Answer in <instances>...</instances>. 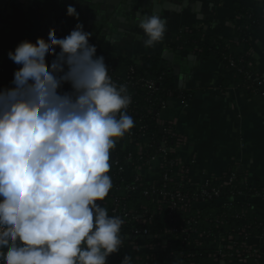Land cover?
<instances>
[{
	"label": "clouds",
	"instance_id": "clouds-1",
	"mask_svg": "<svg viewBox=\"0 0 264 264\" xmlns=\"http://www.w3.org/2000/svg\"><path fill=\"white\" fill-rule=\"evenodd\" d=\"M67 15L79 18L72 5ZM166 24L142 14L144 47L164 39ZM91 36L78 23L8 52L20 67L0 90V264H107L123 244L124 221L97 202L113 187L111 152L134 126L131 96Z\"/></svg>",
	"mask_w": 264,
	"mask_h": 264
},
{
	"label": "crops",
	"instance_id": "crops-1",
	"mask_svg": "<svg viewBox=\"0 0 264 264\" xmlns=\"http://www.w3.org/2000/svg\"><path fill=\"white\" fill-rule=\"evenodd\" d=\"M235 4L264 19V0H0L5 19L0 24V72L9 76L20 67L8 58L20 42L35 43L50 28L68 26L71 32L78 23L91 33L89 43L105 61L126 58L139 64L158 57L176 88L189 96L187 101L171 98L160 109L158 123L172 127L178 137L175 160L190 184L235 170L264 190V26L250 29L251 68L260 81L251 93L234 85L224 88L221 78L227 72L221 64L186 51L181 42V35L192 31H201L209 41L237 42ZM69 5L78 19L67 15ZM153 12L166 19L167 30L160 43L146 48L139 18ZM11 87L10 78L0 77V90ZM159 165L158 158L143 177L156 180ZM251 201L264 210L261 197Z\"/></svg>",
	"mask_w": 264,
	"mask_h": 264
},
{
	"label": "trees",
	"instance_id": "trees-1",
	"mask_svg": "<svg viewBox=\"0 0 264 264\" xmlns=\"http://www.w3.org/2000/svg\"><path fill=\"white\" fill-rule=\"evenodd\" d=\"M234 9L238 13L235 20L239 35L237 42L209 41L204 38L201 31L183 33L181 42L186 51L221 64L227 72V76L221 78L224 88L234 85L251 93L260 88V81L254 79L251 68L250 29L252 26H264V19L243 5L235 4ZM4 22L5 19L0 14V24ZM58 29L60 33L55 31L57 38H63L70 33L68 26ZM48 32L49 29L42 37L45 40L48 38ZM56 51L59 52V49ZM47 59L50 65L54 57ZM105 62L116 85L126 86L131 96L127 114L133 118L134 126L121 138V142L116 143L111 152L109 161L111 168L108 174L113 187L105 200L97 203L108 210L109 216L114 210L129 214L128 218L123 219L121 228L123 244L136 242L144 246L169 243L170 232L173 231L179 238L181 247L173 252L157 251L153 254L138 255L124 250L110 255L107 264H121L125 256L132 257L133 264H264V245L256 248L262 257L258 260L247 259V263L235 255L230 256L226 248L221 252L227 255L225 259H222L217 251L186 249L194 232L203 237L233 236L239 246L248 243L253 237L263 236L264 210L251 200L264 192L247 182L235 170L228 171L217 181L212 180L208 188L193 187L187 178L182 181H165V175L170 176V165L164 168L159 178L153 182L139 178L134 172L136 166L141 162L158 159L163 143L171 149L177 144V139L169 134L171 127L158 123L160 109L171 98L187 101L189 96L176 88L173 74L166 63L158 57L144 58L139 64L126 58L110 59ZM148 81L155 83L154 90L149 89ZM62 90L70 89L69 86H63ZM167 159L169 162L175 161L174 154L169 155ZM117 162L123 166V171H120ZM228 182L231 184L224 185ZM128 188L134 190L130 191ZM212 188L219 189L224 197L235 198V201L225 206L211 200L206 201L207 205L201 207L204 202L202 192ZM119 189L125 190L124 198L116 196ZM160 192L168 194L167 201L162 204L156 203L153 199L154 193ZM140 221H146V224L140 225ZM143 229L148 230L149 234L137 237L134 242L133 233Z\"/></svg>",
	"mask_w": 264,
	"mask_h": 264
},
{
	"label": "built area",
	"instance_id": "built-area-1",
	"mask_svg": "<svg viewBox=\"0 0 264 264\" xmlns=\"http://www.w3.org/2000/svg\"><path fill=\"white\" fill-rule=\"evenodd\" d=\"M0 14L1 13V6H0ZM56 33H60V30L58 28H55ZM70 31V29H69ZM14 72L12 74H10L9 76H7L4 71L0 72V77H8L13 81L14 78ZM112 74V73H111ZM109 74V76L111 77L112 81L116 84V82L114 81L112 75ZM147 85L149 87V89L154 90L155 89V83L153 81H148ZM64 86H68V85H64ZM171 130L169 131V134H171L173 137H175L177 139V144L179 143L178 137L176 136V134L174 133V130L172 129V127L170 128ZM176 144V145H177ZM141 147H140V152H141ZM175 152V148L171 149L169 147L166 146L165 143H163L162 147H161V154H160V165H159V176L161 171L166 168L168 165L171 166V171H170V176L165 175L164 179L165 181H171V180H184L186 178L185 174L183 171H180L178 168V164L175 161L173 162H169L167 157L171 154H174ZM154 161V160H153ZM153 161H148V162H141L138 166L135 167L134 172L137 174V176L139 178H144L143 175L146 174L150 169H151V164ZM116 165L119 166L120 171H123V166L120 165L119 162L116 163ZM158 176V178H159ZM221 179V177H216V178H210L206 181H204L201 185L198 186H202L203 188H208L210 186V182L212 180L217 181ZM147 181H149L148 179H146ZM154 180H151L149 182H153ZM246 184V181L244 182ZM231 182L225 183L224 185H230ZM192 185V184H190ZM193 187H196L195 185H192ZM128 190L132 191L134 190L129 189ZM264 192V190H263ZM147 194V193H145ZM116 196L118 198H124L126 196V192L124 189H119L116 192ZM202 196L204 198V202L201 204V207H204L205 205H207L206 201H211V200H216L217 203H220L222 205L225 206H229L232 202L235 201V198L233 197H224L221 193V191L219 189L216 188H212L210 190H204L202 192ZM257 197H261L264 200V193H261L260 195H258ZM168 198V194L167 193H154L153 195V199L156 203L158 204H162L164 202L167 201ZM206 202V204H205ZM116 207H118V205L116 204ZM119 216L122 220L128 218L129 214L126 212H118L117 210H114L110 216ZM140 225H145L146 221H140L139 222ZM175 232H170L171 235V240L169 243H160V244H156V245H152V244H148V245H144V246H140L138 245L135 240L137 239V237L141 236V235H148L149 232L146 229L143 230H136L133 235H134V242L135 243H129L128 245L122 244L121 248L119 249L118 252H122V251H129L131 254L133 255H138L140 253H146V254H153L157 251H178L181 247H180V240L178 237H176V235L174 234ZM191 242L189 244V246L186 249H207V250H213V251H217L220 255V257L222 259H225L227 257L226 254L221 253L222 249L226 248L229 252H230V256H237L238 258H241V260L244 263H247V259H255L258 260L262 257V255L259 253V251L256 249L258 246L260 245H264V235L263 236H257V237H253L250 239V241L248 243H243L241 246H239L235 241H234V237L233 236H224V235H220V236H216V237H203V235H199L196 232H194L191 235Z\"/></svg>",
	"mask_w": 264,
	"mask_h": 264
},
{
	"label": "water",
	"instance_id": "water-1",
	"mask_svg": "<svg viewBox=\"0 0 264 264\" xmlns=\"http://www.w3.org/2000/svg\"><path fill=\"white\" fill-rule=\"evenodd\" d=\"M161 130H163V129H161ZM119 142V139L117 140V143Z\"/></svg>",
	"mask_w": 264,
	"mask_h": 264
}]
</instances>
